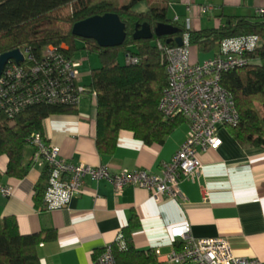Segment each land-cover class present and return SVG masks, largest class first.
<instances>
[{"label": "crops", "instance_id": "0c3cea01", "mask_svg": "<svg viewBox=\"0 0 264 264\" xmlns=\"http://www.w3.org/2000/svg\"><path fill=\"white\" fill-rule=\"evenodd\" d=\"M259 7H264V0H174L169 13L172 21L179 18V24L190 19V30L198 32L219 28L228 18H253ZM201 8H209V12ZM191 48L200 63L217 53L203 54ZM123 60L125 63V57ZM96 63L99 68L100 61ZM83 67L80 78L88 85L89 71H82ZM95 68L91 66V71ZM184 122L164 143L151 146L122 131L116 152L101 155L96 143V102L85 99L77 114L45 119L41 134L73 164L108 165L114 174L142 169L162 174L163 166L172 161L188 137L190 125ZM217 133L222 146L200 154L202 172L181 183L184 199L158 202L147 190L135 186L117 196L110 182L87 177L82 192L68 207L47 211L35 205L42 169L32 166L25 179H3L0 188L13 187L14 193L9 198L0 195V218L15 217L22 236L56 230L54 241L38 247L41 264H91L105 247L115 243L134 214L140 222L132 234L134 246L140 251L159 250V264H175L167 257L182 242L175 243L170 231L182 224H190L197 239L223 236L235 256L264 263V150L236 141L227 127ZM33 152L32 146L27 147L26 165L32 164ZM7 164L8 157L0 156V172L6 171Z\"/></svg>", "mask_w": 264, "mask_h": 264}, {"label": "trees", "instance_id": "16d2710c", "mask_svg": "<svg viewBox=\"0 0 264 264\" xmlns=\"http://www.w3.org/2000/svg\"><path fill=\"white\" fill-rule=\"evenodd\" d=\"M174 0H0V55L14 50H30L40 60L46 47L66 45L65 54L75 59L76 52L85 50L99 56L100 67L92 69L91 83L86 85L98 94L97 150L101 155L116 152L119 134L131 132L146 145L162 144L166 138L185 123L178 115L166 118L159 105L168 87V74L163 61V52L158 45L177 47V37L188 32L191 47L203 54L219 52L223 40L254 35L259 38V47L248 53V66L225 72L221 84L234 96L239 123L227 126L236 141L246 146L264 150V16L253 18H228L219 28L193 32L185 24L172 21L170 5ZM144 3L146 10L135 11ZM117 14L126 24V40L120 47H99L96 41L75 37L74 25L88 18ZM174 25L180 33L152 40H135L136 25ZM171 40V42H169ZM139 58L138 65L122 64L126 54ZM216 53V54H217ZM215 54V55H216ZM78 109L65 106L35 104L9 118L0 113V156L8 157L4 173L0 172V185L5 177L25 179L32 164H25L27 147L32 146L31 136L42 132L43 121L53 115L77 114ZM50 170L42 169L35 190L37 208L46 209L45 191ZM140 226L134 214L129 225L122 231L125 248L112 244L117 264H159L154 250L140 251L133 243V231ZM54 229L41 233L23 235L15 217L0 218V264H41L38 247L54 241ZM178 249L181 244H175Z\"/></svg>", "mask_w": 264, "mask_h": 264}, {"label": "built area", "instance_id": "2783aa9c", "mask_svg": "<svg viewBox=\"0 0 264 264\" xmlns=\"http://www.w3.org/2000/svg\"><path fill=\"white\" fill-rule=\"evenodd\" d=\"M209 12V8H201ZM256 16H264V7H259ZM178 22L179 18L176 17ZM191 29L190 19L185 20ZM219 52L203 63L191 61L192 48L189 33L183 35V45L168 48L158 45L163 52V61L168 74V87L159 105V111L166 118L181 115L189 123L186 141L178 152L162 168V174L147 170H123L114 174L108 165L93 167L73 164L61 155L58 146L47 144L41 132L31 136L34 148L32 166L48 167L50 177L45 191L47 211L69 206L71 200L82 192L87 177L95 181H108L115 187L117 196L126 187L135 186L149 192L155 201L179 200L185 196L182 182L202 172L200 154L218 150L222 139L218 136L221 127L236 126L239 113L235 108L234 96L221 84L225 72L248 66V53L259 47V38L254 35L223 40ZM66 45L60 48L51 44L45 48L40 60L30 50H20L24 61L18 64L10 60L0 78V113L14 118L35 104L65 106L78 109L85 99L97 103L98 94L82 81V62L67 56ZM139 58L130 53L125 56L127 65H138ZM14 188H0V195L12 197ZM174 242H182V248L174 249L167 257L175 264H264L259 259L240 258L233 254L228 239H197L190 224L173 227L170 231ZM119 248H125L124 236L115 241ZM156 255L160 251H155ZM91 264H117L112 244L94 259Z\"/></svg>", "mask_w": 264, "mask_h": 264}, {"label": "water", "instance_id": "95a60500", "mask_svg": "<svg viewBox=\"0 0 264 264\" xmlns=\"http://www.w3.org/2000/svg\"><path fill=\"white\" fill-rule=\"evenodd\" d=\"M136 31L133 35V39L137 40H152L154 36L161 38L167 36H174V34L180 33V28L177 26L157 24L152 29L148 24L141 26L136 25ZM126 24L121 21L119 15L111 13L105 15H99L88 18L87 20L78 22L74 25L73 34L75 37L94 40L99 47L113 48L120 47L125 43L126 38ZM171 42V40H169ZM176 42L178 46L183 45V38L177 37ZM10 60L16 61L18 64L24 61V57L19 49L4 53L0 55V78L3 75L4 68Z\"/></svg>", "mask_w": 264, "mask_h": 264}, {"label": "rangeland", "instance_id": "374dc122", "mask_svg": "<svg viewBox=\"0 0 264 264\" xmlns=\"http://www.w3.org/2000/svg\"><path fill=\"white\" fill-rule=\"evenodd\" d=\"M126 1L127 0H119V2L121 4L125 3ZM145 8H146V5L144 3H142V4H139L138 6H136L135 11H144V10H146ZM194 50L195 49L192 48L191 61L196 62L195 56H194V54H195ZM75 59L81 61L84 64L82 71H84L85 69H86L85 72L89 71V73L86 75V79H85V83L89 85L91 83V77H90L91 76V66L94 68L96 66H98L96 61H100L99 56L95 53H91V52H88L85 50H80L79 52H76ZM120 62L122 64L124 63L123 57L120 60Z\"/></svg>", "mask_w": 264, "mask_h": 264}]
</instances>
